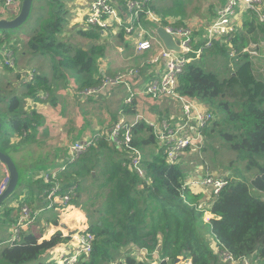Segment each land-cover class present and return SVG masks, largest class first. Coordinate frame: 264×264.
<instances>
[{
    "label": "trees",
    "instance_id": "trees-1",
    "mask_svg": "<svg viewBox=\"0 0 264 264\" xmlns=\"http://www.w3.org/2000/svg\"><path fill=\"white\" fill-rule=\"evenodd\" d=\"M47 1L46 9H49L36 18L38 27L23 48L33 55L48 57L53 65V80L68 86L70 80L89 73L98 59L105 56L104 34L97 28L83 27L76 33L87 39L86 46L66 40L63 34L68 10L60 0ZM3 4L4 0H1V6ZM245 12L256 18L254 12ZM163 14L171 12L163 11ZM254 18L246 23L247 34L256 27L257 19ZM159 24L163 26L166 21L161 20ZM241 33L236 30L232 39L237 50L247 44ZM2 34L0 48L12 51L15 60L17 42L11 37L12 32ZM120 36H123L122 32ZM127 40L132 41L131 37ZM211 49L219 50V55H228L223 44L220 46L216 42ZM2 67L6 72L13 71L3 64ZM143 73L141 68L140 76ZM16 76L22 80L25 92L9 97L6 92L0 94V115L4 116L3 121L0 119L1 152H6L12 138L18 139V143L28 141L39 125L42 116L35 109L26 107L28 100L44 101L45 97L39 96L40 91L48 94L45 102L54 100L51 79L46 74L33 71L32 81H25L23 74ZM99 77L76 83L77 87L73 88L78 91L95 87ZM151 79L143 80L139 86L144 89ZM123 88L127 96L121 103L122 112L133 113L136 96L126 104L131 92L125 86ZM177 92L203 103L214 116L203 135L206 141L219 139L220 151L212 148L214 154L209 164L200 168L202 176H217L226 182L217 195H211L209 212L214 217L208 223L204 221L201 197L185 186L188 173L182 167L183 157L181 162L167 163L152 128L141 121L133 129L132 144L144 152L141 167L145 175L141 178L128 168L127 154L106 139L107 132L115 125L110 124L109 129L99 131L101 137L96 145L87 148L72 163L68 162V156L61 160L67 167L59 175L60 193L73 187V194L65 205L55 204L51 209L59 210V215L67 205L82 210L87 224L77 232L93 235L89 255L80 258L76 264H151L156 254L159 255L158 264H176L178 258L182 259L179 264L187 259L191 264H243L244 260L248 264H264V81L254 75L247 54L235 59L234 70L226 78L204 71L195 59L179 76ZM150 146L153 149L145 152ZM15 166L18 183L0 206V225L11 226L20 215V208L14 215L15 209L7 207L22 181L21 170L17 164ZM49 187L50 184L35 179L28 186L24 203L32 207L38 193L42 197V192ZM58 220L55 213L51 223L57 224ZM40 239L31 231L22 230L19 241L0 249V264H25L37 260L67 240L61 230L47 240ZM211 239L217 244L216 251L211 247ZM221 251L229 253L235 263H223Z\"/></svg>",
    "mask_w": 264,
    "mask_h": 264
},
{
    "label": "built area",
    "instance_id": "built-area-1",
    "mask_svg": "<svg viewBox=\"0 0 264 264\" xmlns=\"http://www.w3.org/2000/svg\"><path fill=\"white\" fill-rule=\"evenodd\" d=\"M123 1V6L126 10L125 15H122L119 0H90L84 16V26L103 31L111 28L115 31H120L121 29L124 37H131L138 53L151 52L156 49L151 61L145 64H161L162 73L159 77L149 80L145 84L144 89H142L141 94L152 101L170 99L181 105L180 115L172 114L159 124L146 123L153 129L155 138L163 147L167 163L175 164L183 153L194 147H199L204 139L203 131L213 119L212 113L199 111L191 98L182 96L177 92L179 76L188 63L199 58L204 49L212 48L215 42L228 47L227 52L230 58H237L241 54H247L250 59L259 57L258 49L260 45L253 44L237 50L232 44V39L236 32V7L242 8L244 11L254 12L257 21L264 30L262 0H227L225 5L217 10L215 17L207 25L204 44L197 49H194L197 41L190 27L165 24L163 28L177 41L179 52L167 50L158 38L155 27H161L159 24L161 20L150 7L152 0ZM13 4L14 0H4V4L0 6V15L5 13L6 8ZM145 23L149 24L148 27L144 26ZM0 51H2L0 54L2 64L13 68L15 60L12 52L6 49ZM141 68L137 67L133 75L129 72V69H126V71L114 77H103L97 86L86 88L79 92V95L81 98L94 97L99 95L104 89L122 85L131 92L130 98L125 102L126 104L130 103L132 96L139 95L138 86ZM131 76L137 80V84L129 81ZM25 78L26 81H32L33 71H25ZM140 121V116H136L132 121H118L107 132L106 139L127 154L128 168L135 171L139 177L144 178L145 172L141 167V151L132 144L133 129ZM99 137H101L100 132L85 143L71 145L68 149V162L72 163L87 148L96 145ZM66 167L67 164L61 165L57 170L42 173L40 176L43 182L50 184V187L44 191L46 199L50 203L48 208H53L55 204L65 205L73 194V187L66 193H60L59 175L66 170ZM201 184L211 186L212 196H215L226 182L224 179L206 177L201 180ZM2 191L3 187L1 186L0 194ZM36 214L37 212L32 211L27 206L20 207V215L12 226V235H14L15 239L10 245L16 242L20 232L31 223ZM92 242L93 235L83 231L77 237L75 249L62 254L55 264H76L80 258L89 255ZM220 259L223 263H235L233 257L225 251L220 252ZM152 264L157 263L153 261ZM182 264H191V261L187 259ZM243 264L248 263L244 260Z\"/></svg>",
    "mask_w": 264,
    "mask_h": 264
},
{
    "label": "crops",
    "instance_id": "crops-1",
    "mask_svg": "<svg viewBox=\"0 0 264 264\" xmlns=\"http://www.w3.org/2000/svg\"><path fill=\"white\" fill-rule=\"evenodd\" d=\"M42 1L44 2V7H41L40 9L34 10V13L32 15L31 24L28 25V29L26 30V32L24 34H21L20 32L12 33L13 35L11 37H13L14 35L18 36V39L14 38V37L13 38L16 40V42H19L22 47L26 46V41L33 34V31L36 28V23H35L36 18L38 16L46 13V6H47L48 1L47 0H42ZM89 1L90 0H84L83 2H76L73 4V7H71L69 9L70 11H68V14L66 16V21H67L66 37H65L66 40H68V41L72 40L75 43L76 38L79 37V35L76 33V31L79 30L80 28L84 27V16H85ZM226 1L227 0H218V3L215 4L214 6H213V4L208 5L206 11L210 13V16L207 17L210 21L207 22L206 25L209 24L213 20V18L216 15L217 10L220 7H222L226 3ZM153 2H154V0H152L150 2V7L153 9L154 13L161 20L166 21V24H172L175 26H179V25L183 26L184 25V24H181V22H179V24L175 23L177 20H179V18H177V16L179 14H181L184 7H174V3L171 0L172 7L174 9H177V10L173 11L171 8H168V7H155V5H157V4H154ZM165 2H166L165 0L160 1V4H158V6L165 5L166 4ZM123 3H124L123 0H119L122 15H125L126 10L123 6ZM10 8H11V6L6 8V13L7 12L10 13L9 12ZM178 8H180V9H178ZM41 10H42V14L38 15V13ZM262 10L264 11V0H262ZM163 11H169V12H171V14L164 15ZM75 12H77V13L74 14ZM177 12H180V13H177ZM73 15H75V16L73 17ZM253 18L254 17L252 15H248L247 12H245L242 8H239V10L237 11V14H236L235 26H236L237 31H238V29L241 30L242 33L240 35L244 36V38H245L244 42L247 43L246 46H242L241 48L249 47L252 44L260 45L259 54L261 57L254 59L252 61L253 62L252 64H253V73L255 74V76L264 81V57H263V55H264V31L262 30V28L259 25V23L257 22V20H255V26L256 27H254L253 32L250 34H247V32H246V30L249 28L248 26H246V23H249L250 21H252ZM254 19H256V18H254ZM243 25H244V28H243ZM205 26H204V30H203L204 32L202 31L203 32L202 36H200L198 38L197 45L194 46V49H197L204 44V41H205L204 35L206 32ZM188 27H190V26H188ZM197 30H198V27H196L194 30H192L194 37L199 35ZM115 32L117 34H113ZM120 33H121V31H115V30H112V28L108 29L104 32V36L107 37V40L105 39V42H104L105 56L103 58L99 59V62H102V61L104 62V64H103L104 67L100 66L99 70H98V67H97V70L95 67H93L89 73L77 75V79L73 78V80L71 81V84L69 83L67 87L57 88L56 89V91H57L56 98L57 99L59 96L58 90L68 91V90L73 89L74 91H76L73 88L76 86V83L79 84V83L86 81L88 79H91V78L96 79V77L98 75L100 76L99 78H102L103 76H107L108 74L109 75L113 74V72L108 71L109 69L110 70L113 68L121 69V68H127L130 65H137V66L142 65L145 63V61L141 60V58H140V57H142L143 54H149L151 52L153 54L155 53L156 49H153L151 52H145V53H141V54L138 53L136 51L135 44L130 40H125L123 37L121 38ZM1 35H3V34H1ZM102 40H104V39H102ZM85 42L86 43L85 44L83 43L84 44L83 46H86L88 43L87 40H85ZM76 44H78L79 46L81 45V43H76ZM109 44H116L115 46H113L112 49L115 51L116 54L119 53V55L117 57H115L111 52L108 51V45ZM106 45H107V49H106ZM124 51L126 53L125 57H123ZM208 51H212L214 53H217L219 50H217V49H211V50L206 49L202 52L201 55H204ZM25 53L32 54L31 52H29L25 48H23V50L20 53L16 52V54H15V55H17V58L15 59L14 76L7 77L3 73V68L0 69V74L2 76V78H0V90L2 91V93L6 92V91H10L12 94H23L25 92V89L23 88V86L21 84L22 80H18L16 75L24 74V71L31 70L34 65H36L38 63L40 64L41 61H44L47 59L48 62L53 67V65H52V63L48 57L32 54L35 57V59L37 60L36 63H32L31 61H28L27 59H23V56ZM109 54L111 55V58L109 57ZM201 55H200V57H201ZM215 55L217 56V54H215ZM132 56L135 57V59H134L135 63L128 65L129 60L133 58ZM199 58H196V60H198ZM30 59L32 60L33 58L31 57ZM113 59H117V60L113 61ZM109 64H110V66H109ZM142 69H144V73H143V75L140 76V81H139L140 85L143 82V80H146L148 78H157L162 73V65L161 64L153 65V66L144 64ZM117 70L118 69H116L115 71H117ZM105 71L108 74H106ZM96 72L98 73L97 76H96ZM39 73L46 74L48 76V72H46V71L40 70ZM78 78H79V80H78ZM14 80H15V83H13ZM138 87H139L138 88L139 89V95L137 96V98L135 100V111L133 113H128V114L123 113L122 108H120V110H118L115 113L108 112L106 107H107L108 102H112V99H113L111 97L112 89L107 88V89L102 90L99 93L98 97L104 101L103 105L105 106L107 113L101 114L100 123H99L98 128H96V129H99V131H101L100 128H106L104 130H107L110 128V124H113V123L116 124L120 120L132 121L135 119L136 116H140L141 121L145 124L147 122L153 123V124H159L162 121L166 120L172 114H175V115L181 114V105L178 102L170 100V99H163L161 101H152L148 97H145L141 94L143 87L142 86H138ZM67 96H68V100L66 102H67L68 106L70 107L71 106L70 101H73V98L68 94H67ZM141 98L146 99V101L150 104V106L152 107L151 111H152L153 115L149 114V116L146 117L142 114V108L144 107L145 104ZM86 100L88 102H91L92 100H96V98H94V97L83 98L82 97L80 99V102H83ZM192 100L194 101L195 106L199 111L211 112L203 103H200L194 99H192ZM33 101L34 100H31V99L28 100L27 106H28L29 102L34 103ZM47 103L51 106H53V104H54L53 107H56L58 105L57 101H53V102H46L44 105L38 107V104H41V103L36 101L34 103V105H32V107L30 106V108L36 109V112L42 116V119H41L39 125L33 131L32 135L28 139V141H26L25 143H18V141H19L18 139L12 138L10 140V143H14V144L10 145V143H9L7 150H6L7 153L3 152L4 154L10 156L11 159L13 160V162L15 164H17V166L21 170L20 173L22 175V181H21L20 185L17 187L15 194L9 199L10 202L7 204V207L15 209L14 215L19 213L18 208H20L23 204L27 205L26 203H24V199L27 196V190H28L29 184L34 182L35 179L42 180L40 178L42 173L57 170L58 168H60V166L63 164V163L61 164V160L64 158L63 156H61L62 151H65V153H66L67 148L75 141H78V143H85V142L89 141L93 136H95V134L93 132L96 129L92 130V128L90 126L91 119H95L94 116H90V118L88 119V125L89 126L85 123V120H84L80 126H76V128H75L74 119L72 118V116L75 112V107H71V111L65 120H61V121L57 122V121L51 120L50 118H47V113L45 111V109L48 105ZM77 104H79V103H77ZM120 105H121V103L118 106H120ZM1 106H2V103H0V107ZM61 110H63V108H61L58 112L60 113ZM92 114L96 115L95 113H92ZM106 114H109V118L105 122H101L102 116L106 115ZM64 125L66 127L63 130L62 126L64 127ZM81 126H83V128H81ZM86 126H88L87 128L89 131V135H87V136L84 135V131L86 129ZM64 131L67 133L72 132L74 134V137H71L70 139L64 138L62 140L61 134ZM58 138H60L59 142L54 147H52L50 150L47 151L42 147V143L44 141L48 140V141L55 142V140ZM33 144H37V145H33ZM38 145L40 146V148ZM17 153L21 154V155H23V153H27V155H32V157L20 162V161H18V159L16 157ZM50 155H53V157H50ZM200 168H201V166H195L194 169L191 172H189V174L187 175L185 184L190 189V191L192 193L199 195L201 197L200 202H201L202 207H204V209H205L204 221L206 223H208V221L214 217L209 212L210 202L212 201V196H211L212 187L211 186H205V185L201 184V180L205 177H208V176H202L204 174L202 173V170H200ZM5 175H6V168L2 163H0V187L5 180V177H6ZM213 178H220V177L214 176ZM44 191H46V190H44ZM44 191L42 192V197H41V194L39 192L37 197L34 198V205L32 207H30V209L32 211L39 213L37 218L31 224V227L33 226V224L35 222L39 221L41 226L43 228H45V232H42V235L44 234L43 237L35 234L32 231L31 232L33 234L41 237V239L39 240V241H41V240H47L57 230L62 231L63 237L67 238V240H64V242L62 244L58 245L59 248L55 250V251L59 252V254L57 256L51 257V259H52L51 264H55V260L58 258L60 253L71 252L75 249L77 237L80 234L77 232V230L80 229V232H81L82 227H84L87 223L84 221L82 222L80 220L78 222L72 221V224L65 222L64 218H66L67 220L70 219L69 215L73 214V212H75V211H71V208H69L66 212L64 211L59 215V212H60L59 210H53L51 208H48L50 203L46 199V196H43ZM43 203H46V205H43ZM45 211H49V212L44 213L43 215H40L42 212H45ZM79 212H81V211H79ZM55 213L58 214L59 220H58L57 224H52L51 222L55 218ZM9 227L12 230V225ZM28 228H30V227L29 226L25 227V228H23V230L24 231H30ZM9 239H10V236L8 235V233L6 231L4 233V236H2V234L0 232V243L8 241ZM211 247L215 251L217 250V244H216L214 239H211ZM45 256L46 255L42 256V258H44ZM153 258H154V260H156V259L159 260V255L156 254L153 256ZM41 259L36 261L35 263H32V264H42Z\"/></svg>",
    "mask_w": 264,
    "mask_h": 264
},
{
    "label": "rangeland",
    "instance_id": "rangeland-1",
    "mask_svg": "<svg viewBox=\"0 0 264 264\" xmlns=\"http://www.w3.org/2000/svg\"><path fill=\"white\" fill-rule=\"evenodd\" d=\"M60 1L64 5V7L68 11H70L69 9L71 7H73V4L74 3H76V2H83L84 0H60ZM160 1H163V0H160ZM160 1L159 0H157V1L154 0L153 3L154 4H157V5H155V7H168V8H171L173 11L177 10V9H174L172 7L171 0H165L166 1L165 2L166 3L165 5L158 6V4H160ZM172 2L174 3V7H184L183 10H182V12H181V14H179L177 16V18H179V20H177L175 23L179 24V22H181V24H184L183 26H190L192 30H194L196 27H198V30L197 31H198V34L199 35L195 37L196 41H198V38L200 36H202V33L204 32L203 31L204 30V26L206 25L207 22L210 21L207 18V17L210 16V13L207 12L206 9H207V7H208L209 4H213V6L215 4H217L218 3V0H172ZM21 3H22L21 0H14V4L9 9V12L10 13H8V12L6 13V10H5V13H2L0 15V18H3V19H11V18H13L15 15H17L19 13L20 7H21ZM47 4H48V2H47ZM0 6H1V0H0ZM41 7H44V2L42 0H34L33 1L32 11H31V14H30L29 19L23 25H21L19 28L14 29V30H11V31H5V32H2V33L7 34L9 32H12V33L20 32L21 34H24L26 32V30L28 29V25L31 24L32 15L34 13V10L40 9ZM48 9L49 8H47L46 10H48ZM178 9H180V8H178ZM235 9H236V11H238L239 10V7H236ZM76 13L77 12H75L74 14H76ZM39 14H42V10L38 13V15ZM74 16L75 15H73V17ZM207 25L205 26V29H206ZM144 26L145 27H148V25H144ZM37 27H38V24L36 23V28ZM99 30H101V29H99ZM120 31H121V29H120ZM104 32L105 31L101 30V34H104ZM2 33L0 32V35ZM113 34H117V33L115 32ZM13 37L18 39V36H15L14 35ZM63 37H66V31L63 34ZM104 37L105 36H102V39H106L107 40V37H105V38ZM120 37L121 38L123 37L125 40L129 39V36L124 37V35H123V36H120ZM85 40H87V39L86 38L77 37L76 40H75V43H81V45L83 46L86 43ZM115 45L116 44H109L108 45V51L111 52L115 57H117L119 55V53L116 54L115 51L112 49L113 46H115ZM16 47H17V50L14 52V54H16V52H19L20 53L23 50V47L20 45L19 42H17V46ZM2 49L9 50V49L4 48V47H1L0 48V50H2ZM106 49H107V45H106ZM224 49H225V51H228V47L227 46H224ZM142 53H145V52H142ZM12 54H13V52H12ZM125 54L126 53L124 51V56L123 57L126 56ZM152 55H153V53L151 52L149 54H143L142 57H140V58H141V60H144L145 63L147 64L148 62L151 61ZM31 57L33 58L32 60L30 59ZM109 57L111 58V55L110 54H109ZM1 58L2 57H0V61H1ZM23 59H27L28 61H31L32 63H36L37 62V60L35 59V57L32 54H30V53H25L24 56H23ZM134 59H135V57H133L132 59H130L128 65L134 64L135 63L134 62ZM116 60L117 59H113V61H116ZM196 63L198 65H200V67L204 71L214 72L220 78H226L227 76H229V74L233 72L234 67H235V60H234V58L233 59H230L228 57V55H226V54L225 55H219L218 54L216 56L212 51H208L204 55H201V57L198 60H196ZM103 64H104V62L103 61L102 62H99V59H98L96 65L94 67L96 68V70H97V67H98V70H99V67L100 66L104 67ZM144 64L139 65V66H137V65H130L127 68H121V69H119V68H113L111 70L109 69L108 71L109 72H113V74H110L109 75L105 71V73L108 74V75L107 76H103V77H114V76H116V75H118L120 73H123L124 71H126V69H129V72L132 73V75H133L134 72L136 71L137 67H143ZM109 66H110V64H109ZM151 66H153V65H151ZM14 67H15V65H14ZM14 67L11 68V69H13L12 72H6V71L3 70V73L7 77L14 76ZM2 68L3 67H2V64L0 62V69H2ZM116 69H118V70L115 71ZM31 70L34 71V72H37V73L40 70L46 71V72H48V76L51 79V93L53 94L52 97L54 98L53 101H57L58 102V105L57 106L55 105L56 107H53L54 104H53V106H51V105H49L47 103L48 105H47V107L45 109V111L47 113V118H50L51 120L57 121V122H59L61 120H65L66 117L69 115V113L71 111V107H75V112H74V114L72 116V118L74 119L75 128H76V126H80L84 120H85V123L88 125V119L90 118V116H94V118H95V119H91V121H90V126H91L92 130L98 128L99 123H100L101 114L107 113V110L110 113H115L118 110H120L122 104L120 106H118V105L120 103H122V101L124 100V98L127 96V92L124 90L123 86H118L116 88H113L112 89V95H111V97L113 99H112V102H108L107 103V107H106L107 110H106L105 106L103 105V102L104 101L101 98H99L98 95L97 96H94V98H96V100H92L91 102H88L87 100L86 101H83V102H80L81 96L79 95V92H81L84 89H81V90H78V91L77 90L74 91L73 89L72 90H68V91H66V90L60 91V90H58V95L59 96H58V99H57L56 98V95H57L56 89L57 88H60V87H67V86H62V83L59 80H53V77H52L53 67L48 62V60L46 59L44 61H41L40 64L38 63V64L34 65ZM97 75H98V73L96 72V76ZM0 78H2L1 74H0ZM100 79H99V81H100ZM71 81L72 80L69 81L70 84H71ZM129 81L137 84V82H136L137 80L134 79L133 76L130 77ZM139 81H140V79H139ZM13 83H15V80L13 81ZM87 88H91V87H87ZM1 93H2V91L0 90V94ZM6 93H7L8 97L12 94L10 91H6ZM39 94L41 96L45 97V100L44 101H40L41 104H38V107L44 105L46 103L45 101L47 100V97H48V94L46 92L40 91ZM67 94L70 95L73 98V101H70L71 102V106L70 107L68 106V104L66 102L68 100ZM136 98H137V96H136ZM141 99L144 101V104H145L144 107L142 108V114L144 116H146V117H148L149 114L153 115V113L151 111V108L152 107L150 106V104L146 101V99H144V98H141ZM33 102L35 103L36 101H33ZM34 103L29 102L28 106L29 107L30 106L32 107V105H34ZM77 103H79V104H77ZM28 106H26V107H28ZM61 108H63V110H61V112L59 113L58 111ZM92 113H95L96 115H93ZM109 114L103 115L102 118H101V122H105L109 118ZM0 119L3 121L4 120V116L0 115ZM88 126H86V129L84 131V135H86V136L89 135V131H88V128H87ZM65 127H66L65 125H64V127L62 126V129L64 130ZM81 128H83V126H81ZM104 129H106V128H100L101 131H103ZM98 131H99V129H96L93 133L94 134H97ZM61 135H62V140L64 138L70 139L71 137H74V134L72 132L67 133V132L64 131ZM3 138L4 139L6 138L5 135H4ZM60 138L56 139L55 142L48 141V140L47 141H44L42 143V147L45 150L48 151V150H50L52 147H54L59 142ZM75 143H78V141L73 142L71 145H73ZM219 143H220V140L217 139V138H215V139L210 138V139H208V141H206V139L204 138L203 139V142L199 145V147H194L191 150L187 151L186 153L182 154L181 156L183 157V160H182V157H181L178 160V162H181V160H182L183 170L186 173L189 174V172H191L194 169L195 166H201L202 167L203 164H206V165L209 164V162L211 160V157L214 154L212 148H215L216 150L220 151ZM33 145H37V144H33ZM69 147L67 148L66 153H65V151H62L61 152V156H63L64 158L68 156V149H69ZM39 148H40V146H39ZM151 149H153L152 146L146 148L145 152H147V151H149ZM140 151H141V154L144 153L141 149H140ZM16 157H17L18 161L21 162L23 160H26L28 158H31L32 155H27V153H23V155H21V154H18L17 153ZM50 157H53V155H50ZM22 206H27V205H24L23 204ZM69 208H71V211H75V212H73V214H70L69 215V218L70 219L67 220L66 218H64V221L65 222H68L69 224H72V221L78 222L80 220L82 222L84 221V222L87 223L86 217L83 215L84 212L82 210H81V212H83V213L79 212L74 206L67 205V208H66L65 212ZM48 212L49 211L42 212L40 215H43L44 213H48ZM38 214L39 213L36 214L35 218L28 225L30 227L28 229L30 231L34 232L35 234L43 237L44 234L42 235V232H45V228H43L41 226V224H40L39 221L38 222H35L33 224V226L31 227V224L37 218ZM11 225L13 226L14 224H11ZM5 231L10 236V239L8 241H5V242L0 243V249L3 248V247H5V246H7V245H9L15 239L14 238V235H12V230H11V228L8 225H0V232H1L2 236H4ZM16 241H19V238ZM76 244H77V242H76ZM76 244H75V246H76ZM58 248H59V246H56L52 250L44 253V255H46L44 258H42V256H44V255H42L37 260L31 261V262H27L25 264L35 263L36 261L40 260L41 258H42L41 259V263L42 264H48V263L51 264V262H52L51 257L52 256H57L59 254V252L55 251ZM145 253H146V251H144V254L143 255H145ZM62 254H64V253H60V255L58 256V258L55 260V263L58 261L59 257ZM143 255L141 257H144ZM156 260H158V259H156Z\"/></svg>",
    "mask_w": 264,
    "mask_h": 264
},
{
    "label": "water",
    "instance_id": "water-1",
    "mask_svg": "<svg viewBox=\"0 0 264 264\" xmlns=\"http://www.w3.org/2000/svg\"><path fill=\"white\" fill-rule=\"evenodd\" d=\"M34 0H22L20 11L17 15H15L11 19H1L0 20V31H11L19 28L23 25L31 12L32 4ZM156 33L162 44L167 50L179 52V46L177 41H175L172 36L165 31L164 28L158 27L156 29ZM1 130V123H0ZM0 163H2L6 168V177L1 185L3 187V191L0 194V206L1 204L15 191L17 183H18V172L17 168L12 161L11 157L4 154L0 151ZM181 259L178 258L176 264H179Z\"/></svg>",
    "mask_w": 264,
    "mask_h": 264
},
{
    "label": "clouds",
    "instance_id": "clouds-1",
    "mask_svg": "<svg viewBox=\"0 0 264 264\" xmlns=\"http://www.w3.org/2000/svg\"><path fill=\"white\" fill-rule=\"evenodd\" d=\"M224 5H225V4H224ZM152 10H153V9H152ZM256 19H257V18H256ZM160 20H161V19H160ZM258 23H259V22H258ZM164 25H165V24H164ZM164 25H163V26L160 25V26L163 28ZM84 27H85V26H84ZM157 28H158V27H155V30H156ZM262 30H263V28H262ZM205 31H206V29H205ZM263 31H264V30H263ZM156 34H157V33H156ZM215 43H216V42H215ZM217 43H218V42H217ZM218 44H219V43H218ZM219 45H220V44H219ZM252 45H253V44H252ZM163 46H164V45H163ZM220 46H221V45H220ZM259 48H260V47H259ZM209 49H210V48H209ZM204 50H206V49H204ZM204 50H203V51H204ZM226 53L228 54L227 51H226ZM258 54H259V49H258ZM228 57H229V55H228ZM259 57H261L260 54H259ZM263 57H264V55H263ZM229 58H230V57H229ZM256 58H258V57H256ZM256 58H252L251 61H253V60L256 59ZM230 59H233V58H230ZM235 59L237 60L236 57H234V60H235ZM252 63H253V62H252ZM27 71H32V70H27ZM23 75H24V78H25V71H24V74H23ZM25 81H26V78H25ZM210 113H212V112H210ZM213 117H214V116H213ZM212 120H213V119H212ZM185 153H186V152H185ZM183 154H184V153H183ZM181 157H182V156H181ZM208 177H210V176H208ZM205 178H206V177H205ZM211 178H213V177H211ZM218 179H222V178H218ZM185 185H186V184H185ZM211 195H212V190H211ZM16 242H17V241H16ZM16 242H15V243H16ZM9 245H10V244H9ZM189 260H190V259H189ZM153 261H155V262L157 263V261L153 259V260L151 261V264H152ZM181 261H182V259H181ZM180 263H181V262H180ZM157 264H158V263H157Z\"/></svg>",
    "mask_w": 264,
    "mask_h": 264
},
{
    "label": "bare ground",
    "instance_id": "bare-ground-1",
    "mask_svg": "<svg viewBox=\"0 0 264 264\" xmlns=\"http://www.w3.org/2000/svg\"><path fill=\"white\" fill-rule=\"evenodd\" d=\"M2 52V51H1ZM1 52H0V54H1ZM2 59V58H1Z\"/></svg>",
    "mask_w": 264,
    "mask_h": 264
}]
</instances>
